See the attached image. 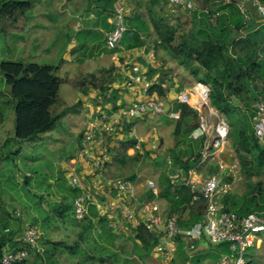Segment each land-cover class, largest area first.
Listing matches in <instances>:
<instances>
[{
    "label": "trees",
    "instance_id": "1",
    "mask_svg": "<svg viewBox=\"0 0 264 264\" xmlns=\"http://www.w3.org/2000/svg\"><path fill=\"white\" fill-rule=\"evenodd\" d=\"M116 1L112 0L113 4ZM128 1L126 0L125 3L127 7ZM206 1L211 3L215 11L203 10L199 14L197 9H188L184 5L176 6V8H180L179 11L175 10L174 12L175 18L179 21L176 25L168 22L164 16L158 15L155 18L156 24H154L157 38L152 46L156 59H158V50H164L172 59L189 69L196 81L209 84L212 87L211 104L226 118L228 117L231 126L229 136L232 148L239 160L241 170L250 176L256 171L258 173L264 169V147L255 134L254 108L252 107L253 111L248 109L246 112L234 103V99H240L244 93H249L254 102L262 94L260 91H253L252 85L256 89L258 81L264 76V60H260V49L264 45V26L257 27L264 23L253 12H250L251 16L246 19L236 3L225 4L224 0ZM153 2L155 3L156 0ZM33 7L34 0H0V23L5 20L16 22L18 18L26 17ZM128 9V30L124 34L121 45L116 48L123 51L148 45L147 40L142 36L143 31L148 27L144 15L141 12L136 13V18L133 19L132 9L130 7ZM259 38L261 41L258 43ZM0 70L15 101V135L17 139H36L39 133L51 129L57 119L65 115L68 110L79 112L78 107L82 105L81 101L68 109H63L60 114H54L52 111L54 106L61 104L59 98L61 80L57 75L58 65L40 64L35 61H2ZM115 70L116 64L113 63L110 67L101 69L99 75L86 74L79 81L80 86L92 87L99 91L102 96L101 99H98L101 108H107L109 104L113 109L129 105V102L122 97V87L113 86L117 80ZM168 72L164 63H161L158 68L149 67L148 75L150 77L158 74L155 83L149 89V94L157 93L162 97L167 96L170 91V86L166 84ZM183 88L184 86H179L177 94ZM249 106L251 107L247 104L248 108ZM172 115L176 119L173 132L174 144L182 140L185 147L180 150L169 148L170 156L177 166H182L185 169L194 167L200 158V151L205 142V135L197 124L198 111L175 100ZM167 116L165 115V117ZM189 118H191L190 122ZM139 119L141 117L135 118L134 121L122 126L113 136L109 137L107 146L110 158L103 167L105 175H108L107 168L114 166L115 171L112 176L114 179L128 178V176L137 173L135 172L136 166L147 157L148 154H144L142 150H136L134 154L128 153L129 149L139 143L136 138L128 135L129 128L135 125ZM141 145L143 148V141ZM193 156H196L195 161L191 160ZM164 161H166L165 157ZM226 179L231 181L232 177L228 176ZM58 180L64 182L59 177ZM163 180L165 183L167 182L164 176ZM84 191L83 188L74 186L73 195H63V202L52 204L50 209L44 206L46 201H43V196H40L45 215L42 219L40 216L34 218L32 224H39L46 231L52 227L51 223H56L59 219L63 223L70 221L81 230L78 240L73 244L64 240L48 239L46 242L51 243L56 251H59L44 257L43 255L47 254V250L44 249L43 253L34 257L35 259L29 264H58L57 253L60 254L64 250L74 257L86 252L81 242L88 238L96 227L100 231L98 235L101 243L95 240L94 247L87 250L89 254L86 257L91 264L166 263L162 256L154 254V249L159 244L160 238L150 232L142 223L136 227L131 224L128 226V231L132 232L130 239L134 243L132 253L128 254L127 252L126 255H123L111 249L116 246L115 239L128 231H118L109 227L108 215L100 213L97 204L89 205L88 214L83 220L77 219L73 206L74 200ZM171 191L173 198L170 200L169 214L178 216V224L181 227L192 228L195 224L204 221V202L196 200L192 203L193 195L189 187L176 186L169 182L164 187L163 193L167 194ZM251 193L250 198L245 201L230 194L227 195L224 199L226 207L240 215L252 211H264V201L258 199V195L264 197L261 183L256 184ZM154 195L155 193L152 191L150 196ZM96 197L102 204L105 203L104 197L98 195ZM1 220L0 256L8 251H16L23 246L21 239H17L15 236L20 229L10 231V235H5L9 231L10 222L7 219ZM206 242L208 241H205V238L195 242L196 247L192 250L194 254L192 260L199 261L205 258L202 252L206 248ZM186 245L185 240H179L177 254H181L184 264L188 256ZM229 249L227 243H219L218 251H214V257L217 258L222 253H228ZM91 250L98 251L100 255L95 256Z\"/></svg>",
    "mask_w": 264,
    "mask_h": 264
},
{
    "label": "rangeland",
    "instance_id": "2",
    "mask_svg": "<svg viewBox=\"0 0 264 264\" xmlns=\"http://www.w3.org/2000/svg\"><path fill=\"white\" fill-rule=\"evenodd\" d=\"M71 1H77L78 12V0H67L66 3L68 4ZM86 1L82 0V2ZM152 1L129 0L127 5L132 8L133 2H135L136 5H140L137 6L142 10L152 8L151 16L154 18L162 15L171 24L176 25L179 22L175 18L174 12L175 10L179 11L180 8L170 5L166 0H156L151 5L150 2ZM192 1L194 10H199V14L203 10L211 9L215 11L211 3L206 0ZM96 5L99 8L96 11V16L101 19L98 24H83V27H78L77 15L76 23L74 19H71L68 23V19L62 24H57L55 28L50 27L47 28L48 30L39 31L40 39H44L48 47L38 57H35L36 54L33 47L30 48V55H22L23 43L20 45L15 43L18 35H25L24 28L26 27L22 28V24H16L10 20L0 23V63L2 61H35L40 64L58 65L57 75L61 80L59 90L61 104L52 108L53 113L60 114L63 109H68L79 101L82 102V105L78 107L79 112L68 110L65 115L57 119L51 129L39 133L36 139H17L15 135V101L0 70V141L2 138L7 140L6 145L0 146V221H2L1 219H7L10 222L9 231L5 235H10V231L20 229L15 234L17 239H19L26 223H32L34 218L39 216L41 219L44 218L45 210L42 207L43 204L41 205L43 201H46L44 206L50 209L55 203L63 202V195H73L75 185L71 182L70 176L75 175L83 181V177L78 172V166L81 165L78 157L81 146V134L85 130L88 111L99 107L98 99H101L102 96L98 90H94L92 87L80 86L79 81L86 74L99 75L101 69L110 67L112 64H109L108 59L114 52L107 46L103 31L104 28L110 27L107 23V18L110 16L112 18L114 4L112 0H99ZM92 8L90 9L94 10ZM61 16L64 18L66 14ZM53 33L56 37H53ZM156 38L155 34L150 36L151 44L154 43ZM24 42H26L25 39ZM69 43L71 46H69ZM115 50L118 51V49ZM122 54L124 55V51ZM157 54L160 64L164 63L165 68L169 70L166 77V84L170 86V91H168L166 96L168 99V112L161 116L145 115L136 122L134 128L135 133L143 140L144 147L142 152L148 154L136 166L135 172L150 179H155L157 173L159 174L158 176L164 174L162 172L165 164L164 157L170 155L169 147H165L166 150L152 149V145H158L162 137L165 140V144L168 143L167 145L169 146V141L174 139L173 132L176 119L172 115V102L177 94V88L196 82L190 70L175 59H172L164 50H158ZM260 97L264 99V94H261ZM236 104L247 112L248 109L252 110L253 99L249 93H244ZM247 104L251 105V107L249 106L248 108ZM165 115H168L169 118H167L168 116L165 117ZM190 121L191 118H189ZM227 121H229L228 117ZM154 136H159V139L155 140ZM225 153L232 156V158L233 155L235 157L230 136L229 142L225 147ZM235 160L239 162L238 159L235 158ZM114 171V166L107 168L108 176L112 177ZM60 172L66 174L67 180L63 183L58 180ZM256 172L248 176L240 167L229 171V175L234 177L230 195L245 201V199L250 198L256 184L261 183V187L264 189V169L258 173ZM40 196H43V201ZM258 199L259 201H264L263 196L258 195ZM11 200L17 203L9 204L12 202ZM7 213H9L8 216ZM37 225L41 232L40 243L47 250V254L43 255L44 257L56 254L59 251H56V248L51 243L46 242L48 239L64 240L73 244L78 240L81 230L80 227L75 226L72 222L63 223L59 219L58 222L51 223L52 227L46 231L39 224ZM98 232L100 231L96 227L89 234V237L81 242L86 252L84 251L75 257L71 256L66 250L60 254L57 253L59 257L58 264H91L86 257L89 254L87 250L94 247L95 240L101 243ZM131 237L132 232L130 230L115 239L116 246L114 247L118 248V252L123 255H126L127 252L128 254L132 253L134 243L130 239ZM206 245L210 251L208 258H215L214 251H218V244L206 242ZM91 253L95 256L100 255L96 250L94 252L91 250ZM247 256L252 259L250 264H264V235L261 247L249 248ZM164 264L184 263L181 254H177L176 251L174 257Z\"/></svg>",
    "mask_w": 264,
    "mask_h": 264
},
{
    "label": "built area",
    "instance_id": "3",
    "mask_svg": "<svg viewBox=\"0 0 264 264\" xmlns=\"http://www.w3.org/2000/svg\"><path fill=\"white\" fill-rule=\"evenodd\" d=\"M172 6L184 5L193 8L189 0H167ZM126 0H117L111 23L113 28L106 33V43L111 49H116L122 43L125 32L128 30L127 17L129 9ZM224 3H236L239 10L249 19L253 9L264 23V1L262 0H224ZM154 48L141 46L125 51L115 70L118 86L131 92L132 100L126 107L107 108L97 107L90 109L86 115V126L81 136L79 161L84 163L90 175V184L85 187L81 179L70 176L75 186L85 191L74 200L75 216L83 220L89 211L90 204H97L100 213L107 214L108 226L118 231L127 232L129 224L138 226L142 223L146 228L160 238L154 249V254L162 256L165 262L174 257L178 249L179 240H185L188 259L185 264H250L252 260L247 256L251 247L259 248L263 244L264 211H253L240 215L236 211L226 208L224 197L232 188V182L225 178L229 171L240 167L233 155L225 153L229 142L231 126L221 112L211 104V86L201 82L187 85L176 95V101L189 105L198 111V125L205 135L204 146L200 151V158L194 167L185 169L174 164L170 155L166 156L165 172L172 185H185L192 192V203L196 200L204 202L203 222L192 228H183L178 224V216L162 214L152 205V198L141 200L138 195L135 180L129 178L114 179L105 175L103 167L109 160L108 139L114 133L134 121L153 114L161 116L167 114V97L149 94V89L155 83L158 74L148 75L149 67L158 68ZM174 103V100L173 102ZM171 103V104H172ZM256 119L255 134L264 147V101L258 99L254 103ZM135 125L128 130V135L138 140V144L129 149V154L142 150L143 141L134 131ZM155 140L159 137L154 136ZM152 145V149H158ZM132 151V152H131ZM227 154V155H226ZM196 160V156L191 158ZM214 164L216 170L204 171L202 168ZM239 165V166H238ZM147 185L156 194V183L147 180ZM89 186H92V190ZM105 198L101 203L96 197ZM41 232L39 227L26 223L21 237L23 246L16 251H8L0 256V264H29L34 257L43 253L40 243ZM205 238L210 244L227 243L229 252L222 253L215 259L202 258L192 260L197 240ZM45 264V263H42Z\"/></svg>",
    "mask_w": 264,
    "mask_h": 264
},
{
    "label": "crops",
    "instance_id": "4",
    "mask_svg": "<svg viewBox=\"0 0 264 264\" xmlns=\"http://www.w3.org/2000/svg\"><path fill=\"white\" fill-rule=\"evenodd\" d=\"M67 0H34V7L32 9V11L25 17H20L17 19L16 24H22V28H24V33L25 35H21L16 38L15 42L17 45L22 44L23 46V54L24 56H26L27 54L30 55V48L33 47L34 52H35V57H38V55L45 50L48 45L47 43L44 41V39H40V32L41 30H48L47 28L53 27L55 28L57 26V24H62L64 22H66L65 20H68V23L70 22L71 19H74V22L76 23V17L78 15V27L82 26L83 24H98L99 21L101 20L100 18H98L96 16V11L99 9L97 8L98 6L96 5V3L99 0H87L86 2H82V0H78V12H77V1H71L68 4L66 3ZM153 1L150 2L151 5H153ZM82 4V5H81ZM138 6H140L139 4H137ZM136 5L135 2H133V6H132V15H133V19L136 18V13H142L144 15V18L146 20V24H147V30H144L142 33L143 38H145L147 40L148 44H151L150 42V36L151 35H156L155 32V25L156 24V20L154 17L151 16V9L152 8H146V10H142L140 7H138ZM91 6V7H90ZM93 7V8H92ZM90 8L94 9L91 10ZM144 11V12H143ZM113 12V9H112ZM91 13V14H90ZM64 14H66V16L63 18L61 15L64 16ZM85 14V16H84ZM89 15V16H88ZM112 18L111 16L107 18V23L110 25V27L108 28H104V37H106V33L112 28V24H111ZM258 26H264V24H259ZM18 33V32H17ZM243 34H245V32L243 31ZM28 35V36H27ZM44 35V34H43ZM27 36V37H26ZM53 37H56V35L53 33ZM24 39L26 40V42H24ZM261 41V38H259L258 43ZM21 42V43H20ZM69 46H71V44L69 43ZM123 50H118V51H114L113 54L111 55L110 59H108L109 64H113L119 61V59L122 57ZM158 60V59H157ZM260 60H264V45L262 47V49H260ZM157 65L160 64L159 60L156 61ZM116 86V84H115ZM252 89L253 91L257 92L260 91L262 92V94H264V76L261 80L258 81L257 84V88L254 89V86L252 85ZM122 93V97L124 100L130 102L132 100V94L131 92H127V90H125L124 88L121 91ZM237 100L239 101L238 98L234 99V103H237ZM255 121V120H254ZM157 137V136H156ZM159 137V136H158ZM7 140L5 139H1L0 141V146H4L6 145ZM174 139H172V141H169L170 145L168 146L166 143L165 144V140L161 137L160 143H159V149H165V147H169V148H173L175 150H180V149H184L185 145L183 143V141H178L176 144H174ZM169 151V149H168ZM4 158V156H3ZM80 162V161H79ZM81 165L78 166V172L81 174V176L83 177V181L82 183L85 184V187L88 186V184H90V175L87 172V168L86 165L84 163H80ZM213 166H207L205 168L201 167V170L203 169L204 171H211L213 170ZM162 172H164V174L161 176H158L159 174L157 173V175L155 176V179H152L155 181L156 183V194L151 197L150 193L153 191L151 188L148 187L147 185V180H149L150 178H145L142 175L136 173V188H137V192L139 197L141 198V200H147L152 198V205H154L155 207H157V211L162 213V214H169V209H170V200L173 198V192H169V193H163L164 187L167 185V183H169L170 181L169 178L166 175L165 172V166L164 169L162 170ZM64 174V173H63ZM66 174H64L65 176ZM163 176L165 177V180L167 181L166 183L163 180ZM66 177V176H65ZM171 184V183H170ZM92 190H94V188L92 186H89ZM162 194V195H161ZM12 201V200H11ZM13 203H17V202H10L9 204H13ZM19 213V212H18ZM26 225V224H25ZM24 232V229L22 231V234ZM22 237V236H21ZM21 237L19 239H21ZM205 241H207L205 239ZM207 247V245H206ZM114 251L118 252V248H111ZM209 248H205V250L202 252V254L205 256V258H208V253H209ZM210 259V258H208ZM214 259V258H212ZM79 263V261H78Z\"/></svg>",
    "mask_w": 264,
    "mask_h": 264
},
{
    "label": "clouds",
    "instance_id": "5",
    "mask_svg": "<svg viewBox=\"0 0 264 264\" xmlns=\"http://www.w3.org/2000/svg\"><path fill=\"white\" fill-rule=\"evenodd\" d=\"M189 1H191L192 3H193V1L192 0H189ZM226 4V3H225ZM193 8H194V3H193ZM192 9V8H191ZM251 12H253V13H255L256 14V12L252 9L251 10ZM259 19V18H258ZM261 20V19H260ZM147 46H152V44H148ZM153 47V46H152ZM127 51V50H126ZM124 54H125V51H124ZM123 56V55H122ZM121 59V58H120ZM120 59H119V61H120ZM118 61V62H119ZM158 61V60H157ZM118 62H116L115 64H116V66H117V64H118ZM159 66V65H158ZM196 82H199V81H196ZM201 83H203V82H201ZM115 84H116V86H115ZM206 84V83H205ZM209 85V84H208ZM113 86H115V87H117V88H120V85L118 86V84H117V80L114 82V84H113ZM186 86H184V88H185ZM123 89V88H122ZM211 89H212V87H211ZM183 90V89H182ZM177 95V94H176ZM176 95L174 96V101L176 100ZM258 99H261V100H263L264 101V99H262L261 97H259ZM258 99H256V100H258ZM256 100H254V102H253V107H254V103H255V101ZM213 106V105H212ZM100 107V106H99ZM214 107V106H213ZM216 108V107H215ZM217 109V108H216ZM254 111H255V107H254ZM222 114V113H221ZM223 115V114H222ZM255 115H256V111H255ZM224 116V115H223ZM225 118H226V116H224ZM142 119V118H141ZM140 119V120H141ZM255 119H256V116H255ZM226 120H227V118H226ZM228 123H229V121H228ZM254 123H255V121H254ZM197 124H198V120H197ZM136 125V124H135ZM230 125V124H229ZM199 126V125H198ZM166 158V157H165ZM235 158H236V155H235ZM237 159V158H236ZM239 165H240V163H239ZM164 166H165V164H164ZM210 166H213L214 168H213V171H215L217 168H216V166L214 165V164H210ZM240 169H241V166H240ZM213 171H210V172H213ZM228 176H231V175H225V178H227ZM232 177V180H231V182H233V180H234V177L233 176H231ZM233 184V183H232ZM231 193V191L227 194V195H229ZM227 195H225V197L227 196ZM225 197H224V199H225ZM223 199V200H224ZM224 204H225V202H224ZM226 206V205H225ZM227 208V207H226ZM228 209V208H227ZM230 210V209H229ZM232 211H234V210H232ZM253 212V211H252ZM238 213V212H237ZM244 215V214H243ZM30 223V222H29ZM188 259V258H187ZM194 261H196V260H194Z\"/></svg>",
    "mask_w": 264,
    "mask_h": 264
},
{
    "label": "water",
    "instance_id": "6",
    "mask_svg": "<svg viewBox=\"0 0 264 264\" xmlns=\"http://www.w3.org/2000/svg\"><path fill=\"white\" fill-rule=\"evenodd\" d=\"M58 177H59L60 179H63L64 181L67 180V178L64 176V174L61 173V172L59 173ZM128 178H129L130 180H135V179H136V174H132V175L128 176Z\"/></svg>",
    "mask_w": 264,
    "mask_h": 264
}]
</instances>
